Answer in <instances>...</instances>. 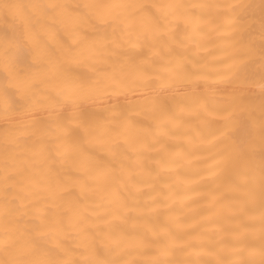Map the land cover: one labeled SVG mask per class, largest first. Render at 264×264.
<instances>
[{
    "label": "snow or ice",
    "instance_id": "obj_1",
    "mask_svg": "<svg viewBox=\"0 0 264 264\" xmlns=\"http://www.w3.org/2000/svg\"><path fill=\"white\" fill-rule=\"evenodd\" d=\"M250 7L0 0V264H264V0L259 46ZM211 34L226 41L223 56L201 43ZM256 86L258 179L256 105L244 96ZM149 114L170 138L186 125L187 163L210 154L212 176L234 194L231 226L173 224L157 197L139 203L155 185L122 148L129 132L150 134L138 120ZM97 145L104 154L89 151Z\"/></svg>",
    "mask_w": 264,
    "mask_h": 264
},
{
    "label": "bare ground",
    "instance_id": "obj_2",
    "mask_svg": "<svg viewBox=\"0 0 264 264\" xmlns=\"http://www.w3.org/2000/svg\"><path fill=\"white\" fill-rule=\"evenodd\" d=\"M66 3L75 4L81 3L83 0H65ZM161 2H171V0H161ZM178 2V0H176ZM193 3H244L251 7L247 10L249 14L256 17L257 23L253 30V39L257 46L260 45V27L259 17L262 11V0H186ZM62 38L63 33H61ZM55 44V41L51 42ZM216 55L223 56L227 51V44L224 38L211 34L205 37L202 41ZM190 50L192 48L189 42ZM203 55V53H201ZM77 71H83L79 69ZM259 64L253 65L251 72L253 79L257 82L260 79ZM245 99L254 102L256 111L254 118L257 124L255 138L257 142V157H256V175L259 177V121L261 113L259 109L260 89L258 86L248 89L244 93ZM110 103L123 104L125 99L123 96L114 97ZM101 115H105L102 108L96 109ZM188 120L187 117H185ZM140 123L146 127H150V134L147 137L144 133L133 130L127 134L128 144L122 148L127 151L128 160L126 164L131 170L138 174V178L149 180L154 183V189H143V192L137 196V200L141 205L147 201L151 204L149 196L157 197L158 201L166 203L167 208H160V219L168 218L169 223L190 224L199 223L201 226L213 228L215 225L229 227L233 223L229 219V206H235L236 201L233 199L234 194L228 191L227 185L221 180L212 176V159L207 151L199 150L195 155L199 159H193L192 163H187L185 153L192 150L186 143L184 132L186 125L175 129L177 135L175 138H170L168 132L171 130V125L165 123V118L153 119L151 115L147 118H138ZM188 123L194 124V121L188 120ZM243 130V125L241 126ZM4 125L0 122V142L3 140ZM210 139L211 137L208 136ZM123 139V138H121ZM154 141H159L154 143ZM166 146V150L164 147ZM89 151L93 153L104 154L99 145L89 146ZM175 153H180L176 155ZM155 160H160L164 163L163 171L157 168ZM137 161L142 162L145 168L151 167L160 174L155 179L144 175L141 168L137 167ZM118 166V165H117ZM81 173L83 169L80 170ZM79 174V173H78ZM155 175V173H154ZM219 185V187H218ZM115 189H113L114 191ZM215 195L216 199H213ZM107 202L105 201V204ZM90 207H95V204H90ZM102 211V209H98ZM119 225V221L116 222ZM130 225L126 226L129 227Z\"/></svg>",
    "mask_w": 264,
    "mask_h": 264
}]
</instances>
